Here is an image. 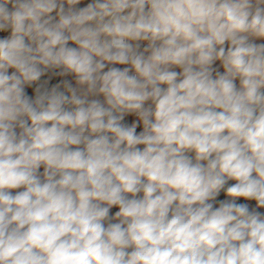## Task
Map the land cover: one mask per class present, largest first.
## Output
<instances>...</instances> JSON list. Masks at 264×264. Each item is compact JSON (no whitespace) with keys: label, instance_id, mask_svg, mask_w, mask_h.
<instances>
[{"label":"clouds","instance_id":"9594fccd","mask_svg":"<svg viewBox=\"0 0 264 264\" xmlns=\"http://www.w3.org/2000/svg\"><path fill=\"white\" fill-rule=\"evenodd\" d=\"M0 264H264V0H0Z\"/></svg>","mask_w":264,"mask_h":264},{"label":"crops","instance_id":"0c3cea01","mask_svg":"<svg viewBox=\"0 0 264 264\" xmlns=\"http://www.w3.org/2000/svg\"><path fill=\"white\" fill-rule=\"evenodd\" d=\"M89 2V0H85V3Z\"/></svg>","mask_w":264,"mask_h":264},{"label":"trees","instance_id":"16d2710c","mask_svg":"<svg viewBox=\"0 0 264 264\" xmlns=\"http://www.w3.org/2000/svg\"><path fill=\"white\" fill-rule=\"evenodd\" d=\"M221 198H223V197H221Z\"/></svg>","mask_w":264,"mask_h":264}]
</instances>
